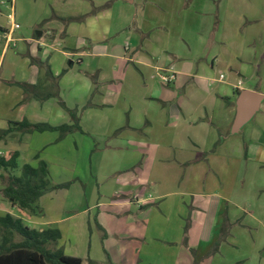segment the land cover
<instances>
[{
	"label": "crops",
	"instance_id": "obj_1",
	"mask_svg": "<svg viewBox=\"0 0 264 264\" xmlns=\"http://www.w3.org/2000/svg\"><path fill=\"white\" fill-rule=\"evenodd\" d=\"M68 1L71 0H61L62 5ZM226 1L221 0L215 6V0H176L165 4L160 0L153 6L155 3L151 0H143L141 9L136 11L132 7L134 0H118L113 6L121 15L115 26L105 22L113 6H98L88 1L91 9L81 16L67 19L54 16L57 20L54 28L46 27V34L40 28L39 37L36 34L29 37L18 35L15 30L7 36L10 30L7 19L13 7L16 9L17 0H0V100L9 97L10 101L6 114L0 112V133L9 123L22 121L71 125L70 117L55 109L54 98L44 100L47 95L59 93L56 75L62 70L74 73V64L83 65L85 58L110 62L96 67L86 63L78 71L80 74L73 77L82 82L86 91L95 87L103 98V109L110 113L104 119L100 113L101 118L95 117L92 122L95 126L108 127L96 138L106 142L102 150L115 155L110 164L117 192L113 193L111 205L135 208L134 216H130L135 229L123 232L122 236V233L112 235L133 239L129 246L134 256L116 264H231L236 261L222 254L223 214L226 213L224 221L232 223L235 219L228 217L226 204L230 202L225 203L219 190L214 188L216 168L207 157L215 151L218 139L225 143L233 135L230 129L236 93L249 90L260 94L262 101L247 123L253 122L240 154L244 153L247 158L259 156L264 161V6L259 5L261 10L253 15L246 8L237 19L236 6ZM191 6L192 11L188 9ZM8 8L11 14H6ZM77 29L86 33L75 37ZM122 36L129 41L128 45L120 43ZM54 53L60 54L63 61L68 60L67 69L56 64L57 59L52 58ZM30 58L43 64L41 71L37 65H30ZM221 66L220 70L226 73L214 78L213 70ZM43 73H51L52 77H44ZM171 76L167 82L162 79ZM17 84L34 85L38 98L22 102L24 94ZM191 84L199 90H212L213 96L218 91L230 95L226 112L216 120L212 111L210 114L201 104L196 115H189L186 93ZM122 94L128 95L123 103L114 105L106 100L108 97L117 100ZM135 99L140 101L133 106ZM79 129L67 133L61 140L85 135L81 125ZM34 133L15 130L1 137L0 157L17 153L19 160L23 143ZM45 133L53 132L38 134ZM215 155L212 154L213 161ZM217 155L224 159L221 154ZM173 204L178 212L175 227L166 225L168 206ZM213 246H219L217 254H213Z\"/></svg>",
	"mask_w": 264,
	"mask_h": 264
},
{
	"label": "rangeland",
	"instance_id": "obj_2",
	"mask_svg": "<svg viewBox=\"0 0 264 264\" xmlns=\"http://www.w3.org/2000/svg\"><path fill=\"white\" fill-rule=\"evenodd\" d=\"M88 1H93V4L98 6L109 4L111 8L118 0H71L65 2V6L62 5L61 0H17L16 9L13 7V12L11 11L13 22L19 26L15 33L32 37L42 28L43 33L46 34V27L54 28L56 26L57 20L53 19L54 16L66 19L81 16L89 8L91 9ZM134 1L133 9L140 10L143 0ZM159 1L151 0L155 3L153 6H157ZM161 1L162 4H165L173 3L176 0ZM219 1L221 0H215V6ZM226 3L232 7L236 6L239 11L236 14L237 19L239 15L243 16L242 11L246 8V12L253 15L257 10H261V6H264V0H247L243 3L240 0H227ZM188 9L193 10L192 6ZM98 11L103 12L104 10ZM9 13L8 8L6 14ZM91 14L92 12L88 17ZM120 15L118 9L114 7L105 22L115 26V21H119ZM219 18L221 19L220 9ZM215 19L218 21L217 18ZM7 23H10L9 19H7ZM183 24L186 26L185 18H183ZM83 32L86 33L84 30L77 29L74 36H83ZM43 38L45 39V35ZM120 43L128 45L129 41L125 39V36H122ZM60 56V54L54 53L52 58L57 59L56 64H59L61 68L67 69L68 60L63 61ZM84 60L85 62L81 66L74 64V73L62 70L56 75L59 93L52 102L55 103L56 110L63 111L69 117L70 112L73 113L78 125H81L86 131L85 135L81 134L76 139L62 141L58 137V132L34 133L32 138H28L23 143L21 148L23 153L18 160L19 166L29 164L33 167H36L39 161H44L47 165L50 183L68 187L51 190L43 195L37 203L39 213L34 216L13 208L5 201L2 189L7 184V174L0 171V216L8 213L20 218L24 226L37 230L40 227L57 228L61 238L56 243L47 246L50 251L61 249L65 255L82 259L83 264H90L92 261H96L97 264H116V262H124L126 258L134 256L129 246L134 242L133 239L116 238L112 235L122 233V236L123 232L135 229L131 220L135 208L132 205L125 207L111 205L114 203L113 193L117 192L110 164L115 155L102 150L106 142L101 143L96 138L103 134L108 127L106 125L95 126L92 122L95 117L101 118L98 116L100 113L103 115V119L110 113L103 109L105 108L101 105L103 98L97 93L95 87L91 91H86L82 82H78L73 77V75L80 74L78 71L83 70L86 63L91 62L96 67L98 65L107 66L110 62L102 60L100 63L98 58H85ZM221 68L222 66L213 70L214 78H219L220 73H226L220 70ZM104 72L110 73L107 69H104ZM244 85L247 86V83L244 82ZM203 89L205 88L203 87ZM212 94V90L206 92L196 89L191 84L186 93V102L190 107L187 113L196 115L197 109L203 104L210 114L212 111L216 120L221 117L226 112L225 106L229 102L230 95L228 96L222 91H218L216 96ZM127 96L122 94L117 100L113 97H108L106 100L116 105L123 103ZM1 98L0 112L6 114L10 104L9 97ZM139 101V99H135L132 105L135 106ZM252 123L247 124L240 133L229 136L225 143H221V140L217 143L218 139L215 151L212 153L216 154L215 160L213 161L212 154L207 157L210 164L216 168L214 173L215 190H219V195L225 200V203H231L226 204L228 211L224 207L225 211L223 212L227 211L228 217L235 219L232 223L224 221L226 213L223 214L224 238L220 244L222 243L224 258L225 255L236 258V261L231 264H264V161L259 156L247 158L244 153L240 154V147L242 142L246 141L245 135ZM51 139H54L53 144ZM221 151L227 152L222 154ZM31 152L34 153V157ZM218 153L224 157V165L222 158L217 155ZM2 174L4 178L1 177ZM173 198L174 196L171 199ZM235 205L239 209H236ZM168 207L169 214L166 225L171 224L172 227H175V215L178 212L174 208L177 209V206L173 204ZM153 208L156 209V207ZM164 210L167 212V205ZM69 218L70 221H67ZM151 229L152 227H150ZM213 248V254H217L216 246Z\"/></svg>",
	"mask_w": 264,
	"mask_h": 264
},
{
	"label": "trees",
	"instance_id": "obj_3",
	"mask_svg": "<svg viewBox=\"0 0 264 264\" xmlns=\"http://www.w3.org/2000/svg\"><path fill=\"white\" fill-rule=\"evenodd\" d=\"M30 65H37L40 71L43 67L41 62L33 58H30ZM43 75L47 78L52 77L51 73H43ZM17 86L24 94L22 102L36 97L34 85L17 84ZM57 95V92H54L45 96L44 100L56 98ZM39 100L43 99L39 98ZM70 119L71 125L60 126L31 124L27 121L9 123L8 128L0 133V138L16 130L24 134L58 132L59 139H62L67 133L80 131L76 116L71 112ZM16 170L17 175L13 173ZM0 171L7 174V184L2 189L6 201L12 207L34 216L39 213L37 203L43 195L51 190L68 187L50 183L44 161H39L36 167L29 164L19 166L17 153H12L8 158L0 157ZM1 177L4 178V175L2 174ZM0 236V264H83L82 259L65 255L61 249L50 251L47 248L49 244L60 240L61 235L57 228L47 227L40 231L24 226L20 218L5 214L0 216Z\"/></svg>",
	"mask_w": 264,
	"mask_h": 264
},
{
	"label": "water",
	"instance_id": "obj_4",
	"mask_svg": "<svg viewBox=\"0 0 264 264\" xmlns=\"http://www.w3.org/2000/svg\"><path fill=\"white\" fill-rule=\"evenodd\" d=\"M40 35L41 33L37 31L36 36L39 37ZM261 101L262 96L260 94L249 90L239 92L235 100V115L230 129L231 134L238 133L252 119L258 111Z\"/></svg>",
	"mask_w": 264,
	"mask_h": 264
},
{
	"label": "built area",
	"instance_id": "obj_5",
	"mask_svg": "<svg viewBox=\"0 0 264 264\" xmlns=\"http://www.w3.org/2000/svg\"><path fill=\"white\" fill-rule=\"evenodd\" d=\"M8 18L10 20V23H9L10 24V30L8 31L7 36L10 34V32L12 30H16L19 28V26L13 22L12 15H9ZM172 78H173L172 76L171 77H162L163 81H165V82L171 80Z\"/></svg>",
	"mask_w": 264,
	"mask_h": 264
}]
</instances>
